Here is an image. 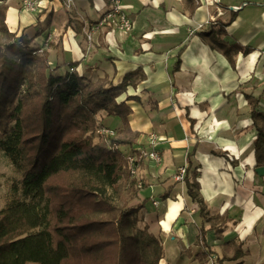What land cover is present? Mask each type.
I'll return each mask as SVG.
<instances>
[{"label":"crops","instance_id":"obj_1","mask_svg":"<svg viewBox=\"0 0 264 264\" xmlns=\"http://www.w3.org/2000/svg\"><path fill=\"white\" fill-rule=\"evenodd\" d=\"M38 1L34 12L25 10L22 0H0V4L8 7L9 30L33 38L49 52L52 66L65 71L76 63L80 75L93 81L108 75L114 85L139 68L146 75L118 101L128 95L139 97L140 102H127L132 109L130 126L146 147L148 135L160 139L162 162L143 160L138 175L148 185L141 196L160 201L149 231L163 241V264H201L198 206L188 196L185 182L174 178L179 167L189 165L187 156L194 150L191 161L199 167L201 193L211 214L227 213L230 218L222 240L211 231L208 243L222 256L223 242L242 241L248 251L244 261L264 264V177L255 172L256 131L250 106L240 92L262 97L259 107L264 112V0H218L216 5L196 0L199 7L193 16L184 0H120L133 30L125 33L105 26L95 32L92 42L83 29L99 19L93 18L94 9L105 12L110 0ZM232 11L237 17L227 27L225 40L253 49L247 56L241 52L235 56V69L195 35L212 20L228 19ZM100 118L111 128L122 126L118 118L102 113ZM214 152H224L228 158ZM166 192L169 197L162 201L160 195ZM211 226L205 224L206 229Z\"/></svg>","mask_w":264,"mask_h":264},{"label":"trees","instance_id":"obj_2","mask_svg":"<svg viewBox=\"0 0 264 264\" xmlns=\"http://www.w3.org/2000/svg\"><path fill=\"white\" fill-rule=\"evenodd\" d=\"M184 1L193 16L199 4ZM7 10L0 4V154L21 179L0 210V264H161L165 259L161 237L148 225L138 228L139 215L149 203L141 196L148 185L138 175L148 147L130 126L132 109L127 102L141 99L128 95L118 101L129 86L136 89L146 79L143 69L128 73L117 85L108 75L95 81L80 75L76 63L61 70L52 66L49 52L33 38L25 34L17 38V32L9 30ZM236 17L237 11H232L228 19L218 18L195 33L233 69L238 53L253 52L249 46L225 40ZM240 92L250 106L256 131L255 168L264 167L262 97ZM101 113L120 119L122 126H106ZM101 128L115 135L98 133ZM195 151L187 156L184 182L202 219L197 239L200 261L208 263L214 255L218 264H243L248 256L244 242H223L219 256L207 241L211 231L222 240L230 218L227 213L211 214L201 193L199 167L191 161ZM213 154L228 158L224 152ZM168 197L169 192L160 195L162 201ZM206 223L212 226L206 229Z\"/></svg>","mask_w":264,"mask_h":264},{"label":"built area","instance_id":"obj_3","mask_svg":"<svg viewBox=\"0 0 264 264\" xmlns=\"http://www.w3.org/2000/svg\"><path fill=\"white\" fill-rule=\"evenodd\" d=\"M24 9L27 11L34 12L37 10L36 4L33 0H24ZM120 0H110V8L105 12H102L100 9H97V12L100 13V17L97 21L93 22L89 28L83 29V32L86 36L88 42H92L93 35L95 32L104 28L105 26L117 27L122 32L130 33L133 30V22L129 16L121 9ZM206 5H216L218 0H202L201 4ZM211 22H214L212 20ZM98 133L106 136H114L115 132L111 129L101 128L98 130ZM160 139L155 134L148 135L147 146L148 151L145 152L147 159L152 160L155 164H160L162 162L161 154L159 152ZM131 162H134V159H131ZM188 165H183L178 168L174 178L179 183H184L185 176L187 173ZM137 169H132V174H136Z\"/></svg>","mask_w":264,"mask_h":264},{"label":"rangeland","instance_id":"obj_4","mask_svg":"<svg viewBox=\"0 0 264 264\" xmlns=\"http://www.w3.org/2000/svg\"><path fill=\"white\" fill-rule=\"evenodd\" d=\"M36 4V7L38 8L39 5V1L38 0H33ZM24 0H22V6L24 7ZM2 4V3H1ZM16 4V3H15ZM20 4V3H18ZM93 18H99L100 17V13H98L96 11V8L93 11ZM19 37V35H17V38ZM21 179L20 174L15 170V168L13 167V165L10 163V161L8 160V158L6 156H4L3 154H0V210L3 209L4 207H6V205L8 204V202L12 199L13 197V188L17 185H19V181ZM21 195V192L19 193ZM145 199V198H144ZM158 199H156V197H154L153 199H151V201L149 202V204L147 205L146 208V212L141 213L139 215V223H138V228L139 229H143L146 225L149 226V228H151V225L154 222V218L152 217L153 215L158 213V205L160 201H156ZM202 248H198V252L200 253V250ZM201 262V261H200ZM251 263V260L247 258V260L245 259L244 263L247 264ZM163 260L161 261V264H163ZM204 264H207V262H202ZM201 263V264H202ZM210 264H218L216 261V257L214 255H212L210 257L209 262Z\"/></svg>","mask_w":264,"mask_h":264},{"label":"water","instance_id":"obj_5","mask_svg":"<svg viewBox=\"0 0 264 264\" xmlns=\"http://www.w3.org/2000/svg\"><path fill=\"white\" fill-rule=\"evenodd\" d=\"M255 172L257 173V175H259L260 177H264V167H258L255 169Z\"/></svg>","mask_w":264,"mask_h":264}]
</instances>
